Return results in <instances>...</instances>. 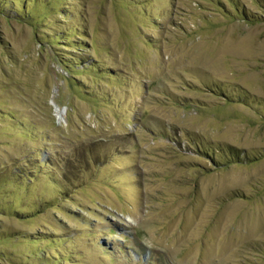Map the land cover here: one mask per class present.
<instances>
[{"label": "rangeland", "instance_id": "1", "mask_svg": "<svg viewBox=\"0 0 264 264\" xmlns=\"http://www.w3.org/2000/svg\"><path fill=\"white\" fill-rule=\"evenodd\" d=\"M0 264H264V0H0Z\"/></svg>", "mask_w": 264, "mask_h": 264}, {"label": "trees", "instance_id": "2", "mask_svg": "<svg viewBox=\"0 0 264 264\" xmlns=\"http://www.w3.org/2000/svg\"><path fill=\"white\" fill-rule=\"evenodd\" d=\"M225 97L226 98H229V96L228 95H225ZM232 155H234L235 157H237V158H239L240 160L239 161H242V157L240 156V155H238V154H232ZM239 161H237V162H239Z\"/></svg>", "mask_w": 264, "mask_h": 264}, {"label": "bare ground", "instance_id": "3", "mask_svg": "<svg viewBox=\"0 0 264 264\" xmlns=\"http://www.w3.org/2000/svg\"><path fill=\"white\" fill-rule=\"evenodd\" d=\"M58 112H59V115H60V116H63V115H64V111H62V110H58Z\"/></svg>", "mask_w": 264, "mask_h": 264}]
</instances>
